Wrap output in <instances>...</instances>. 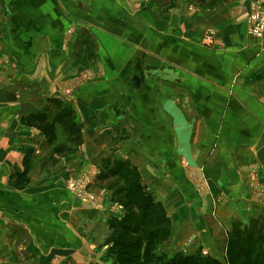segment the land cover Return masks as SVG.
<instances>
[{"label": "crops", "instance_id": "obj_1", "mask_svg": "<svg viewBox=\"0 0 264 264\" xmlns=\"http://www.w3.org/2000/svg\"><path fill=\"white\" fill-rule=\"evenodd\" d=\"M251 4L0 0V264H118L101 231L125 210L66 188L109 155L170 222L155 264L223 263L233 222L264 218V38L235 18ZM50 100L74 114V152L47 155L25 121Z\"/></svg>", "mask_w": 264, "mask_h": 264}, {"label": "trees", "instance_id": "obj_2", "mask_svg": "<svg viewBox=\"0 0 264 264\" xmlns=\"http://www.w3.org/2000/svg\"><path fill=\"white\" fill-rule=\"evenodd\" d=\"M194 1L201 8H208L225 0ZM25 121L41 131L50 143L57 139L58 128H64L69 134L75 132L76 147L80 144V130L74 122L73 112L57 100H50L42 113L31 115ZM111 164L106 176L114 182L109 188H116L113 198L125 210L120 220L108 221L112 251L118 264H155L156 247L168 239L170 222L162 205L156 203L142 185L137 170L127 162ZM228 234L226 264H264V218L252 219L248 224L235 221ZM181 259L180 264H221L209 258ZM172 262L179 264L177 259Z\"/></svg>", "mask_w": 264, "mask_h": 264}, {"label": "rangeland", "instance_id": "obj_3", "mask_svg": "<svg viewBox=\"0 0 264 264\" xmlns=\"http://www.w3.org/2000/svg\"><path fill=\"white\" fill-rule=\"evenodd\" d=\"M203 8H207V7H203ZM72 133L73 134H69L67 129L58 128L57 139L55 140V142L51 143L52 146L49 152L47 153V155L58 154L60 156L65 153L74 152V150L77 149L79 145L76 147L77 143L74 142L76 138V133L73 131ZM112 162H115V161L111 158V155L107 156L103 160L101 168L98 170L96 174H94V172H91V173L87 172L77 177H74L68 180L67 187H66L68 192L72 194V196L77 202H79L80 204H87L93 210H96L98 208L99 206L98 198L103 196V198L105 199V202L108 203V207L110 211H112L110 213L113 214L110 218L116 216V209L120 211L124 210V207L116 202V198L115 197L113 198V195H112L113 190H115L116 188L114 187L113 190L109 188V185L112 182H114L113 181L114 179H111L110 177L108 178L106 175L108 172V168H110V166L112 165L111 164ZM101 233L104 234V238L106 236V238L104 239L105 243H109L110 242V232L108 231L106 232V230H104V231H101ZM228 241H229V234H228ZM201 258L205 259L206 257L205 258L201 257ZM177 259H178L179 264L183 261L181 257ZM172 263L169 262L167 264H172ZM222 264H226V255L223 258Z\"/></svg>", "mask_w": 264, "mask_h": 264}, {"label": "built area", "instance_id": "obj_4", "mask_svg": "<svg viewBox=\"0 0 264 264\" xmlns=\"http://www.w3.org/2000/svg\"><path fill=\"white\" fill-rule=\"evenodd\" d=\"M235 18H245L248 23V34L254 38H264V6L251 4L235 13Z\"/></svg>", "mask_w": 264, "mask_h": 264}, {"label": "water", "instance_id": "obj_5", "mask_svg": "<svg viewBox=\"0 0 264 264\" xmlns=\"http://www.w3.org/2000/svg\"><path fill=\"white\" fill-rule=\"evenodd\" d=\"M256 159L261 167L264 170V145H262L255 153Z\"/></svg>", "mask_w": 264, "mask_h": 264}]
</instances>
